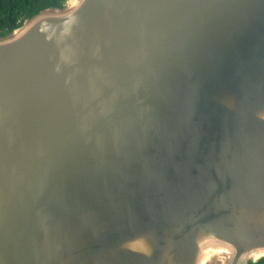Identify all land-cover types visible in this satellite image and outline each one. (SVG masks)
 Here are the masks:
<instances>
[{
    "label": "water",
    "instance_id": "water-1",
    "mask_svg": "<svg viewBox=\"0 0 264 264\" xmlns=\"http://www.w3.org/2000/svg\"><path fill=\"white\" fill-rule=\"evenodd\" d=\"M263 104L264 0L38 10L0 36V264H258Z\"/></svg>",
    "mask_w": 264,
    "mask_h": 264
},
{
    "label": "trees",
    "instance_id": "trees-1",
    "mask_svg": "<svg viewBox=\"0 0 264 264\" xmlns=\"http://www.w3.org/2000/svg\"><path fill=\"white\" fill-rule=\"evenodd\" d=\"M65 0H0V36L19 27L24 19L38 10L61 7ZM258 264H264V260Z\"/></svg>",
    "mask_w": 264,
    "mask_h": 264
},
{
    "label": "bare ground",
    "instance_id": "bare-ground-1",
    "mask_svg": "<svg viewBox=\"0 0 264 264\" xmlns=\"http://www.w3.org/2000/svg\"><path fill=\"white\" fill-rule=\"evenodd\" d=\"M225 102L230 107H233V104L230 101L226 100ZM261 109L264 111V104L261 106ZM199 238H200L201 242L203 243V245H205V246H208V247L209 246L210 247H219L220 246L219 242H221V239L217 238L214 235H201V234H199ZM171 246H172L171 241L170 240L167 241L166 247L168 249H171ZM222 247H228V245L223 244Z\"/></svg>",
    "mask_w": 264,
    "mask_h": 264
}]
</instances>
